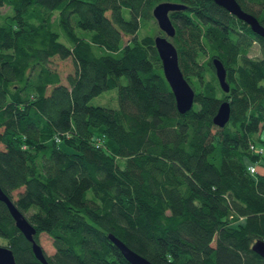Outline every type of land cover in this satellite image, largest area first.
Masks as SVG:
<instances>
[{
	"label": "trees",
	"instance_id": "1",
	"mask_svg": "<svg viewBox=\"0 0 264 264\" xmlns=\"http://www.w3.org/2000/svg\"><path fill=\"white\" fill-rule=\"evenodd\" d=\"M238 1L264 25V0ZM161 2L184 6L169 13L184 114L154 43ZM110 89L117 108L90 104ZM262 129L264 37L215 0H0V187L51 239L49 264H129L109 233L153 264H264ZM0 238L42 264L1 201Z\"/></svg>",
	"mask_w": 264,
	"mask_h": 264
},
{
	"label": "water",
	"instance_id": "2",
	"mask_svg": "<svg viewBox=\"0 0 264 264\" xmlns=\"http://www.w3.org/2000/svg\"><path fill=\"white\" fill-rule=\"evenodd\" d=\"M215 1L228 9L231 13H235L239 18L244 21L246 20L250 24L252 30L264 37V25L256 17V15L247 11L245 8L243 9L238 0ZM181 9H184V6L176 3L161 2L153 8L152 14L156 20L158 28L164 34V36L158 35L154 38L155 47L159 59L161 60L162 72L173 92L178 112L184 114L188 112L194 104V91L179 67L177 49L170 41V38H172L175 34V30L169 17L170 12ZM213 65L220 88L222 87L225 91L229 90L230 85L226 79L227 74L224 64L218 58V60H213ZM230 110L231 106H229V101L223 100L213 117L214 125L217 127H224L230 118ZM0 201L6 205L9 213L14 219L16 227L20 230L24 237L31 242L32 251L35 257L42 264H49L40 244H37L34 240L36 229L15 207L13 201L2 191L1 187ZM107 237L114 244V246H116L129 264H153L145 257L129 248L123 241L113 234L109 233ZM252 246L253 249L261 256H264L263 238H257ZM0 264H17L13 252L8 246L0 245Z\"/></svg>",
	"mask_w": 264,
	"mask_h": 264
},
{
	"label": "rangeland",
	"instance_id": "3",
	"mask_svg": "<svg viewBox=\"0 0 264 264\" xmlns=\"http://www.w3.org/2000/svg\"><path fill=\"white\" fill-rule=\"evenodd\" d=\"M259 54L258 51V45H255L253 49L251 50V55L256 56ZM54 65L58 68L60 71L62 78L65 79L66 74H68L70 71H72V63L70 59L60 60V59H54ZM90 104L94 106H104L109 108H117V90L116 89H110L107 91L102 92L98 96L92 98L90 100ZM261 136L264 137V129L260 132ZM264 146V141L259 142ZM259 147V145H257ZM264 152V150L262 151ZM264 155V154H263ZM262 160V158H260ZM15 196V195H14ZM39 244L44 251L45 255H51L54 253V248L52 245V241L49 238V236L45 233H40L38 236ZM0 245H6V242L0 238Z\"/></svg>",
	"mask_w": 264,
	"mask_h": 264
},
{
	"label": "built area",
	"instance_id": "4",
	"mask_svg": "<svg viewBox=\"0 0 264 264\" xmlns=\"http://www.w3.org/2000/svg\"><path fill=\"white\" fill-rule=\"evenodd\" d=\"M252 147L255 148V150L258 151V152H261V151L264 150L263 147H260V146L258 147V146L255 145V144L252 145ZM255 169H256V164H255V163H251V164L248 166V170H250V171H252V172L256 171Z\"/></svg>",
	"mask_w": 264,
	"mask_h": 264
},
{
	"label": "bare ground",
	"instance_id": "5",
	"mask_svg": "<svg viewBox=\"0 0 264 264\" xmlns=\"http://www.w3.org/2000/svg\"><path fill=\"white\" fill-rule=\"evenodd\" d=\"M253 148V147H252ZM253 149H255V148H253Z\"/></svg>",
	"mask_w": 264,
	"mask_h": 264
}]
</instances>
